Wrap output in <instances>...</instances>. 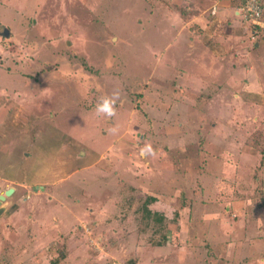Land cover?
Here are the masks:
<instances>
[{
	"label": "rangeland",
	"instance_id": "1",
	"mask_svg": "<svg viewBox=\"0 0 264 264\" xmlns=\"http://www.w3.org/2000/svg\"><path fill=\"white\" fill-rule=\"evenodd\" d=\"M193 1L0 0V264H264V25Z\"/></svg>",
	"mask_w": 264,
	"mask_h": 264
},
{
	"label": "crops",
	"instance_id": "2",
	"mask_svg": "<svg viewBox=\"0 0 264 264\" xmlns=\"http://www.w3.org/2000/svg\"><path fill=\"white\" fill-rule=\"evenodd\" d=\"M190 4L194 5L197 11L199 9V6H201L200 10L201 8L205 7L206 10L202 9L200 14L206 15L208 13L207 15L208 18H212L216 20V22L219 21L218 24L220 25L223 24L222 19H225L227 15L229 14V12L231 11L230 8L226 4V0H203V1L199 0L197 2L193 1ZM234 13L236 15H240L238 12H234ZM4 101L5 100H3L2 98L0 99V109L3 108Z\"/></svg>",
	"mask_w": 264,
	"mask_h": 264
},
{
	"label": "built area",
	"instance_id": "3",
	"mask_svg": "<svg viewBox=\"0 0 264 264\" xmlns=\"http://www.w3.org/2000/svg\"><path fill=\"white\" fill-rule=\"evenodd\" d=\"M236 10L244 21L252 22L254 27L264 25V0H243Z\"/></svg>",
	"mask_w": 264,
	"mask_h": 264
},
{
	"label": "trees",
	"instance_id": "4",
	"mask_svg": "<svg viewBox=\"0 0 264 264\" xmlns=\"http://www.w3.org/2000/svg\"><path fill=\"white\" fill-rule=\"evenodd\" d=\"M235 2H236L235 8L237 9L242 4L243 0H235ZM257 27H261V26H256L255 28ZM155 198H156L155 196H148L143 206V210H144L143 212L144 215L147 216L148 218H151L156 222L161 223L165 219L164 214H162L159 211H153L149 208V204L152 203V201H155L156 200Z\"/></svg>",
	"mask_w": 264,
	"mask_h": 264
},
{
	"label": "clouds",
	"instance_id": "5",
	"mask_svg": "<svg viewBox=\"0 0 264 264\" xmlns=\"http://www.w3.org/2000/svg\"><path fill=\"white\" fill-rule=\"evenodd\" d=\"M114 104H115L114 99H110L106 97L103 106L97 107V112L99 113L100 111H103V113H105L106 115L112 116L115 114ZM149 150H150V146H149Z\"/></svg>",
	"mask_w": 264,
	"mask_h": 264
},
{
	"label": "water",
	"instance_id": "6",
	"mask_svg": "<svg viewBox=\"0 0 264 264\" xmlns=\"http://www.w3.org/2000/svg\"><path fill=\"white\" fill-rule=\"evenodd\" d=\"M3 36H10V30L8 28H4V31L2 32ZM13 188H10L8 190L5 191L4 194H0V214L2 213V211L4 210V205H2L3 201L6 199V197L8 195H10L13 192Z\"/></svg>",
	"mask_w": 264,
	"mask_h": 264
}]
</instances>
